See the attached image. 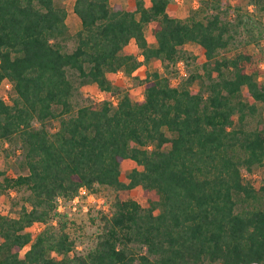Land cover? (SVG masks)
Returning a JSON list of instances; mask_svg holds the SVG:
<instances>
[{"label": "trees", "instance_id": "16d2710c", "mask_svg": "<svg viewBox=\"0 0 264 264\" xmlns=\"http://www.w3.org/2000/svg\"><path fill=\"white\" fill-rule=\"evenodd\" d=\"M170 1L74 0L80 27L70 33L56 0H0V82L12 86L9 101L0 96V142L19 141L27 170L0 169V192L28 191L17 215L0 212V264H264V178L257 184L247 174L264 165L263 18L224 17L221 0H199L201 16L180 17ZM248 1L264 11V0ZM241 28L258 56L237 47ZM190 41L205 60L178 84L157 70L135 75L143 98L134 100L109 77L153 57L168 67L188 57ZM69 70L104 97L75 106ZM126 158L136 165L123 180ZM102 185H140L146 204L116 192L92 245L79 252L58 197ZM37 222L43 227L31 231Z\"/></svg>", "mask_w": 264, "mask_h": 264}, {"label": "rangeland", "instance_id": "374dc122", "mask_svg": "<svg viewBox=\"0 0 264 264\" xmlns=\"http://www.w3.org/2000/svg\"><path fill=\"white\" fill-rule=\"evenodd\" d=\"M121 2L124 6H130L133 4V0H112ZM148 1V0H147ZM57 3L62 4L67 9V24L70 33H74L80 27V19L75 14L73 10L74 0H56ZM199 0H171L169 5L170 13L175 14L180 17H184L189 14L192 10L197 11V15L201 16L203 14L202 9L199 8ZM221 12L222 16L231 19L235 18V13L241 11L244 15H250L252 17L263 18L264 24V11H257L255 7L249 3L248 0H221ZM76 20V21H75ZM153 24L148 23L145 26V35L149 44L154 45L156 43L155 37L152 32ZM247 37L246 31L241 28L239 33L238 43L239 48L246 47L247 50L252 51L258 56L260 54L261 48L254 45L253 43L245 44L244 40ZM74 45V40L72 38L65 40L64 48L71 49ZM131 50L138 53L139 49L136 47L134 42L130 43ZM264 47V40L261 43ZM188 53L187 58H183L170 64L168 67L165 66L164 62L160 59L153 57L149 61L144 62L137 69H135L131 74H126L122 71L109 73V77L116 81L119 86L128 92H130L132 99H139V96L143 92V85L139 82L135 75L140 77V75H145L147 71L157 70L160 73L167 74L174 84H178L181 79H184L190 71H201V63L205 60V55L202 48L198 43L190 41L183 45ZM234 50L232 47L231 51ZM261 72L259 77L262 78L264 75V65L260 62ZM69 76L73 79L77 89L73 95V101L75 106L87 103L90 101L98 102L104 97V93L98 89L96 83L91 82L87 84H80L76 73L69 70ZM193 89L199 88V80L196 79L190 85ZM244 87V91H245ZM12 94L11 82L4 79L0 82V96L4 97L6 100H10ZM246 97H248L246 95ZM258 108L264 119V102H258ZM258 116L248 118V126L253 127L258 122ZM58 126L57 119L49 120L50 129H55ZM135 162L126 158L121 164V174L120 177L123 180H127V172L135 166ZM0 169L5 170L8 175H16L19 172H26L25 166H23L22 160V150L18 140L11 142H0ZM252 177L255 183H259L264 178V165L256 166L251 173H247ZM27 190L24 188L14 189L9 188L4 192H0V212L7 215H17L21 204L24 202V196L27 194ZM118 193L122 197H133L138 200L141 204H146V195L143 188L138 185L129 190H114L113 188L102 185L98 187V192L95 193L96 199H90L87 197V193H80L75 199H70L64 201L61 198V210L65 211L64 218L67 220L69 232L76 237L77 246L76 249L79 252H84L87 247L92 245L95 234L100 229V214L104 209L102 208V203L98 200H103L105 205H109L113 199L115 193ZM59 203V200H58ZM105 211V210H104ZM43 227V224L37 222L32 224L29 229L33 232L38 231ZM220 264V263H214Z\"/></svg>", "mask_w": 264, "mask_h": 264}, {"label": "built area", "instance_id": "2783aa9c", "mask_svg": "<svg viewBox=\"0 0 264 264\" xmlns=\"http://www.w3.org/2000/svg\"><path fill=\"white\" fill-rule=\"evenodd\" d=\"M115 100H116V99H113L114 102H115ZM79 192H80V193H87V197H89L90 199H96V198H95V193H93V192H87L86 188L83 187V186L80 187ZM78 194H79V193H78ZM78 194L75 195V196L73 197V199H75V198L78 196ZM58 200H59V203H58V209L61 210V197H58ZM98 200L103 204V205H102V208H103L104 210H108L109 205H105V203H104L103 200H100V199H98Z\"/></svg>", "mask_w": 264, "mask_h": 264}, {"label": "crops", "instance_id": "0c3cea01", "mask_svg": "<svg viewBox=\"0 0 264 264\" xmlns=\"http://www.w3.org/2000/svg\"><path fill=\"white\" fill-rule=\"evenodd\" d=\"M67 18V17H66ZM76 21V20H75ZM67 22V21H66ZM139 58L141 59L142 58V55L139 56ZM142 65V64H141ZM120 72V71H118ZM135 72V71H134ZM143 75H140V77H142ZM143 98V92L141 93V95L139 96V99Z\"/></svg>", "mask_w": 264, "mask_h": 264}]
</instances>
